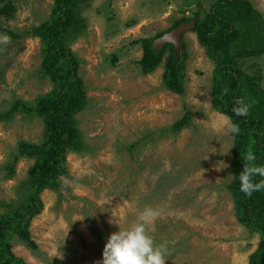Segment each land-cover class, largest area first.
<instances>
[{"label": "rangeland", "instance_id": "obj_1", "mask_svg": "<svg viewBox=\"0 0 264 264\" xmlns=\"http://www.w3.org/2000/svg\"><path fill=\"white\" fill-rule=\"evenodd\" d=\"M249 1L264 20V0ZM212 2L92 0L81 8L85 28L68 46L76 55L87 99L74 115L84 150L68 152L66 174L58 175L55 189L40 193V208L26 230L35 245L17 235L9 240L16 257L27 264H97L110 234L152 207L160 215L151 235L157 244L167 242L165 264L248 263L260 237L238 217L242 204L232 183L235 136L220 129L226 114L212 106L214 62L192 28L181 36L182 95L163 86L165 56L148 74L141 73L138 63V40L166 30L181 16H192L197 8L208 9ZM7 4L13 11L3 13ZM52 4L0 0V36L10 37V43L0 44V215L28 193L19 187L33 160L14 159L18 143H40L44 132L39 118L9 111L52 87L39 70V38H14L7 32L22 33L48 20ZM240 63L243 71L260 78L264 89V54ZM182 116L186 123L177 129L174 123ZM228 149L230 154H221ZM9 163H14V173L6 177ZM60 253L62 260L53 256Z\"/></svg>", "mask_w": 264, "mask_h": 264}, {"label": "trees", "instance_id": "obj_2", "mask_svg": "<svg viewBox=\"0 0 264 264\" xmlns=\"http://www.w3.org/2000/svg\"><path fill=\"white\" fill-rule=\"evenodd\" d=\"M92 0H53L49 19L32 26L22 33L8 31L14 38L38 37L41 45L39 70L47 77L52 87L46 94L39 95L33 102H17L9 114L16 110L30 117L39 118L44 125L40 143L20 141L14 159L27 157L33 160L26 178L19 190L25 188L27 195L15 206L7 205L5 214L0 215V264H27L11 251L9 240L13 235L28 243L26 234L28 220L40 208L39 195L45 188L59 184L58 175L66 174L65 157L70 151L84 150L76 112L86 104L85 89L77 75L76 55L68 46L85 28L80 16L81 8ZM199 6V4H198ZM3 13L12 12L11 4L2 8ZM194 19L192 29L206 55L214 62L212 71V106L232 117L240 131L234 134V167L238 177L243 170V156L251 150L256 164L264 165V89L260 78L246 73L240 60L245 57L264 54V20L249 0H213L208 9L199 8L192 16H181L171 26L156 35L138 40L142 55L139 63L141 73H151L162 62L163 86L176 94L184 93L185 54L177 55L172 44L160 50L152 48V41L171 30L181 22ZM227 90V91H225ZM236 99H243L250 105L247 117H237L232 108ZM186 123L182 116L174 123L181 128ZM5 176L14 173V163L4 166ZM255 179H260L256 177ZM233 189L242 204L240 222L260 237L259 247L253 251L247 264H264V191L254 192L247 197L240 191L238 178L232 180ZM34 244V245H33Z\"/></svg>", "mask_w": 264, "mask_h": 264}, {"label": "clouds", "instance_id": "obj_3", "mask_svg": "<svg viewBox=\"0 0 264 264\" xmlns=\"http://www.w3.org/2000/svg\"><path fill=\"white\" fill-rule=\"evenodd\" d=\"M7 43H10V37L0 36V44ZM249 108L250 105L243 99H236L232 111L237 117H247ZM220 129L225 135L238 134L240 131L239 125L227 115ZM229 149L221 151V154H230ZM242 159L243 170L238 177H233L238 178L240 191L251 197L254 192L264 191V165L256 164V156L251 150ZM256 177L260 179L257 180ZM159 215L158 209L145 207L128 227H119V231L111 233L103 248L102 261L97 264H165L167 242L157 244L151 235L152 225ZM53 256L61 260L64 258L61 253Z\"/></svg>", "mask_w": 264, "mask_h": 264}, {"label": "water", "instance_id": "obj_4", "mask_svg": "<svg viewBox=\"0 0 264 264\" xmlns=\"http://www.w3.org/2000/svg\"><path fill=\"white\" fill-rule=\"evenodd\" d=\"M195 20L191 19L186 22H181L171 30L163 33L161 36L152 41V48L160 50L166 44H172L177 55H181L183 51L182 34L189 29L194 28Z\"/></svg>", "mask_w": 264, "mask_h": 264}]
</instances>
